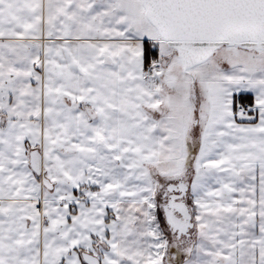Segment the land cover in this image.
Masks as SVG:
<instances>
[{"label": "snow or ice", "instance_id": "obj_1", "mask_svg": "<svg viewBox=\"0 0 264 264\" xmlns=\"http://www.w3.org/2000/svg\"><path fill=\"white\" fill-rule=\"evenodd\" d=\"M0 264H264V0H0Z\"/></svg>", "mask_w": 264, "mask_h": 264}]
</instances>
